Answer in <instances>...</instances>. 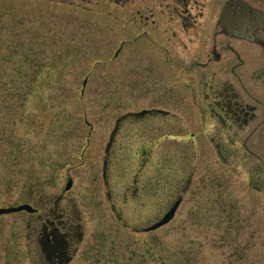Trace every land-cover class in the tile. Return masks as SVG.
<instances>
[{
    "label": "flooded vegetation",
    "instance_id": "af4514ba",
    "mask_svg": "<svg viewBox=\"0 0 264 264\" xmlns=\"http://www.w3.org/2000/svg\"><path fill=\"white\" fill-rule=\"evenodd\" d=\"M20 1L90 12L102 26L109 15L136 38L145 30L166 55L156 73L165 95L115 117L86 194L75 195L66 175L55 194L29 195L23 178L0 208L32 209L0 212V264H157L158 228L148 227L173 206L183 233L196 225L204 239L182 243V264L245 263L251 221H264V0ZM135 62L142 68L140 52ZM132 126L164 136L140 144L126 169L119 156Z\"/></svg>",
    "mask_w": 264,
    "mask_h": 264
},
{
    "label": "rangeland",
    "instance_id": "374dc122",
    "mask_svg": "<svg viewBox=\"0 0 264 264\" xmlns=\"http://www.w3.org/2000/svg\"><path fill=\"white\" fill-rule=\"evenodd\" d=\"M66 7L0 0V203L15 199L23 178L29 195L55 194L66 175L73 179L75 195L86 194L88 180L100 179L103 146L115 117L149 108L165 95L164 81L156 74L167 66L166 55L160 58L162 44L145 30L136 38L111 25L116 22L109 15V25L102 26V17L95 22L98 18L90 12ZM128 36L132 38L122 41ZM173 47L182 50L179 44ZM138 52L142 65L150 68L139 69ZM123 133L124 159L119 156V164L126 169L140 144L164 136L141 135L138 126L125 127ZM163 142L154 146L156 152ZM8 182L12 191L4 197ZM181 218L155 231L157 264H182V243L196 247L204 241L196 225L183 233ZM251 223L257 230L246 236L250 247L243 264H264V221ZM196 257L189 264H205Z\"/></svg>",
    "mask_w": 264,
    "mask_h": 264
},
{
    "label": "water",
    "instance_id": "95a60500",
    "mask_svg": "<svg viewBox=\"0 0 264 264\" xmlns=\"http://www.w3.org/2000/svg\"><path fill=\"white\" fill-rule=\"evenodd\" d=\"M14 209H17V208L16 207H10V208L5 209L4 211L14 210ZM172 213H173V210H170L168 213H166L164 215V217L155 226L167 222L170 219V217L172 216Z\"/></svg>",
    "mask_w": 264,
    "mask_h": 264
}]
</instances>
